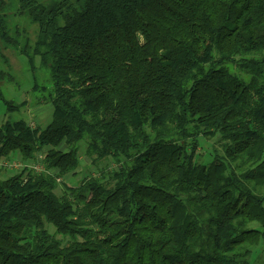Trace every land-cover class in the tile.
<instances>
[{
	"label": "trees",
	"instance_id": "16d2710c",
	"mask_svg": "<svg viewBox=\"0 0 264 264\" xmlns=\"http://www.w3.org/2000/svg\"><path fill=\"white\" fill-rule=\"evenodd\" d=\"M7 49L51 119L0 125V161L24 162L0 168V264H250L264 243V0H0V65ZM0 83L14 77L0 68ZM0 102L27 106L1 89ZM200 138L220 144L207 165ZM81 143L116 169L58 197Z\"/></svg>",
	"mask_w": 264,
	"mask_h": 264
},
{
	"label": "rangeland",
	"instance_id": "374dc122",
	"mask_svg": "<svg viewBox=\"0 0 264 264\" xmlns=\"http://www.w3.org/2000/svg\"><path fill=\"white\" fill-rule=\"evenodd\" d=\"M43 2L47 0H41ZM8 26L13 31L17 29L19 31L20 36L28 37L29 41L32 43L36 39L37 27L27 20V18L23 16L17 15L15 11H11L8 13ZM11 31V32H12ZM2 54L8 62L7 65H0L1 69L5 73H9L12 77H14V83L22 84L19 91L15 92L13 85L14 83H0V89L5 93V95L9 98H12L16 103H21L25 101L27 103L26 107L21 108L18 112L12 113L10 116L5 115V107L3 103L0 102V125L6 120L10 121H25L32 129L45 128L51 119V110L50 105L42 104V105H32L33 104V95L31 94V90L33 87L32 81V73L28 71L27 61L25 57L19 56L13 50L7 49L2 50ZM1 64V63H0ZM36 66H38V60L36 59ZM37 78L40 84H45L44 73L38 72ZM85 144L81 143L78 159H79V167L76 172L71 175H67L62 179L58 180V187L55 190V194L58 197H61L62 194L68 188H75L79 184H81L82 180H87L89 178H97L100 176L106 175L109 170L116 169L115 165L110 161H102L98 163V165H94L90 162V160L85 155ZM215 151V152H214ZM218 152L221 154V148L218 141V138H214L212 140H204L202 138L199 139V148L197 150V155L201 162L204 165L209 164L215 158V154ZM43 154H40L38 157V161L41 160ZM19 158H15L12 160H8L7 163L9 167L4 168V172L1 173V179H6L14 173L21 171L22 164L20 156ZM14 158V157H13ZM20 161V162H19ZM19 162V163H18ZM17 165L18 167H15ZM36 169L40 170L39 164H34ZM13 166V167H12ZM15 167V168H14ZM107 180H105L106 183ZM52 232V230H50ZM250 264H264V243L260 244L257 247L253 255L251 257Z\"/></svg>",
	"mask_w": 264,
	"mask_h": 264
},
{
	"label": "built area",
	"instance_id": "2783aa9c",
	"mask_svg": "<svg viewBox=\"0 0 264 264\" xmlns=\"http://www.w3.org/2000/svg\"><path fill=\"white\" fill-rule=\"evenodd\" d=\"M6 167H9V164L7 163V161H0V168H6ZM15 167H18V166L15 165ZM35 169H36V167H35ZM36 170H39V169H36Z\"/></svg>",
	"mask_w": 264,
	"mask_h": 264
},
{
	"label": "crops",
	"instance_id": "0c3cea01",
	"mask_svg": "<svg viewBox=\"0 0 264 264\" xmlns=\"http://www.w3.org/2000/svg\"><path fill=\"white\" fill-rule=\"evenodd\" d=\"M49 107H50V110H51V106H49ZM17 156H19V155H14V156H13L14 158H11L10 160H12V159L15 160V158H19V157H17ZM19 162H20V161H19ZM19 162H18V163H19ZM21 163H22V161H21Z\"/></svg>",
	"mask_w": 264,
	"mask_h": 264
}]
</instances>
